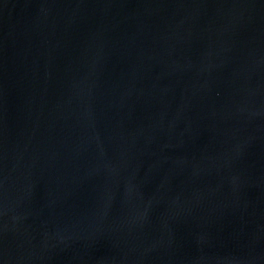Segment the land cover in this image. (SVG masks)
Returning a JSON list of instances; mask_svg holds the SVG:
<instances>
[{"label":"water","instance_id":"1","mask_svg":"<svg viewBox=\"0 0 264 264\" xmlns=\"http://www.w3.org/2000/svg\"><path fill=\"white\" fill-rule=\"evenodd\" d=\"M0 264H264V0H0Z\"/></svg>","mask_w":264,"mask_h":264}]
</instances>
